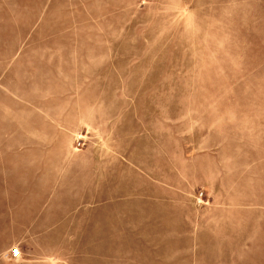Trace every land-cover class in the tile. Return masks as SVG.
<instances>
[{"label":"rangeland","instance_id":"1","mask_svg":"<svg viewBox=\"0 0 264 264\" xmlns=\"http://www.w3.org/2000/svg\"><path fill=\"white\" fill-rule=\"evenodd\" d=\"M0 264H264V0H0Z\"/></svg>","mask_w":264,"mask_h":264},{"label":"built area","instance_id":"2","mask_svg":"<svg viewBox=\"0 0 264 264\" xmlns=\"http://www.w3.org/2000/svg\"><path fill=\"white\" fill-rule=\"evenodd\" d=\"M10 257L17 259L20 257V252L16 249H13L10 251Z\"/></svg>","mask_w":264,"mask_h":264}]
</instances>
